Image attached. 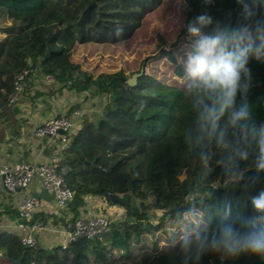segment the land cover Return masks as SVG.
I'll return each mask as SVG.
<instances>
[{"label":"trees","instance_id":"obj_1","mask_svg":"<svg viewBox=\"0 0 264 264\" xmlns=\"http://www.w3.org/2000/svg\"><path fill=\"white\" fill-rule=\"evenodd\" d=\"M189 2L191 11L185 15L181 0H0V60L9 38L24 35L12 67L0 72V144L17 140L23 132L18 107L10 103L18 77L21 95L37 77H49L60 90L102 102L100 114L82 116L77 130L73 125L58 149L60 163L69 166L65 183L73 191L72 199L57 208L56 215L37 211L27 222L19 221L29 226L42 221L68 231L84 218V199L106 193L122 196V203L116 204L125 211L121 221H109L105 233L65 247L44 248L38 242L26 247L17 241L16 231L0 232V249L6 256L0 264H182L178 212L194 206H211L214 211L230 201L233 216L251 213L250 196L264 188V172L247 192L242 185L225 188L216 163L221 150L214 149L213 171L205 178L182 136L191 113L178 58L197 38L189 37L181 24L205 10L201 0ZM207 10L215 20L226 22L229 13L235 20L238 9L235 0H214ZM201 33L214 31L207 27ZM249 67L254 76L249 101L257 118H264V63L251 60ZM135 74V84L128 86ZM78 109L73 106L68 114ZM241 167L250 169L246 178L257 175L251 159ZM152 213L158 216L156 222L150 219ZM2 214L13 221L18 218V211L3 209ZM160 240L166 247H160ZM215 258L210 254L201 264H212ZM224 264L264 261L245 256L225 259Z\"/></svg>","mask_w":264,"mask_h":264},{"label":"clouds","instance_id":"obj_2","mask_svg":"<svg viewBox=\"0 0 264 264\" xmlns=\"http://www.w3.org/2000/svg\"><path fill=\"white\" fill-rule=\"evenodd\" d=\"M205 10L186 20L181 28L196 37L178 63L183 67V82L191 123L182 131L188 149L198 157L206 178L212 171L214 149L225 177L224 187L255 185L264 172V118H257L249 94L254 87L251 60L264 63V0H235V20H215L207 8L214 0H201ZM182 12L191 11L189 0H181ZM212 27L213 35L201 29ZM118 29V33H119ZM252 160L257 175L246 178L241 164ZM248 183H244L245 180ZM208 199H214L208 193ZM203 203V202H201ZM251 213L232 215L230 201L223 207H193L177 213L179 253L182 264H201L215 254L237 260L251 256L264 261V188L250 196ZM215 221V222H214Z\"/></svg>","mask_w":264,"mask_h":264},{"label":"crops","instance_id":"obj_3","mask_svg":"<svg viewBox=\"0 0 264 264\" xmlns=\"http://www.w3.org/2000/svg\"><path fill=\"white\" fill-rule=\"evenodd\" d=\"M36 24L37 27H41V16ZM23 38L24 35L18 34L9 38L5 55L0 60V67L3 69L12 67L16 56V45ZM73 106H78L79 109L70 115L68 111ZM17 107L22 119L23 132L17 140L0 144V166L14 165L21 161L34 164L48 162L52 151L61 149L66 141L61 137L62 134L35 138L32 134L33 130L46 121L65 116L72 121L75 126L73 131H76L82 116L94 117L100 114L102 102L86 94L60 90L59 86L49 77H37L33 87L27 93L20 95ZM23 194L38 199V212L44 215L57 214L53 196L42 189L38 179H33L20 193L7 192L0 179V210L9 209L17 212L18 203ZM84 203L80 211L81 217L91 219L95 216L107 215L111 222H119L124 218V209L117 204H111L106 197L88 196L84 199ZM12 222L13 220L8 215H0V232L11 231ZM66 232L61 228L46 226L43 232L36 233L34 237L44 248H51L63 242Z\"/></svg>","mask_w":264,"mask_h":264},{"label":"built area","instance_id":"obj_4","mask_svg":"<svg viewBox=\"0 0 264 264\" xmlns=\"http://www.w3.org/2000/svg\"><path fill=\"white\" fill-rule=\"evenodd\" d=\"M3 26H0V31ZM7 69L0 67V72L5 73ZM22 92L21 77L17 78L15 83V92L10 98L12 105H17ZM73 123L68 117L54 118L44 122L41 126L33 130L35 138L57 136L61 131L64 141L65 135L72 130ZM60 150H54L48 162L34 164L21 161L14 165L0 166V179L4 189L9 193H20L33 179H38L44 191L53 196L55 205L62 209L72 199L73 191L66 186L65 179L69 173V166L60 163ZM39 201L36 197L22 195L18 203V218L10 225V229L18 233L17 241L26 247H33L37 240L34 237L36 233L43 232L46 226L42 221H37L32 225H27L19 220L26 222L37 211ZM110 219L107 216H95L88 221L84 218H78L72 225V230L67 231L61 247H65L71 242L80 239H89L95 235L105 233L108 229Z\"/></svg>","mask_w":264,"mask_h":264},{"label":"water","instance_id":"obj_5","mask_svg":"<svg viewBox=\"0 0 264 264\" xmlns=\"http://www.w3.org/2000/svg\"><path fill=\"white\" fill-rule=\"evenodd\" d=\"M138 77V75H132L131 78L127 81V85L128 86H133L135 84L136 78ZM109 100H113V97L110 96ZM58 134H62L61 131L58 132ZM105 197L108 199V201L111 204H116V203H122L123 201V197L122 196H118V195H114L111 193H106ZM72 230V226L69 228V231ZM0 258H6V256L3 253H0ZM18 261H14L13 264H18ZM212 264H220V260L218 258H215L211 261Z\"/></svg>","mask_w":264,"mask_h":264},{"label":"rangeland","instance_id":"obj_6","mask_svg":"<svg viewBox=\"0 0 264 264\" xmlns=\"http://www.w3.org/2000/svg\"><path fill=\"white\" fill-rule=\"evenodd\" d=\"M150 219L152 220V222H156V220L158 219V216L156 214L152 213V216H150ZM166 244L167 243H165L163 240L159 241L160 247H166ZM130 249H131L132 252H135V253L137 252V250H136V248L134 246H131Z\"/></svg>","mask_w":264,"mask_h":264}]
</instances>
